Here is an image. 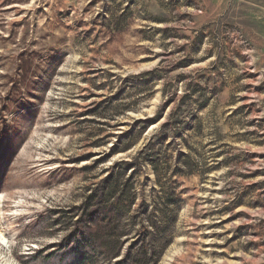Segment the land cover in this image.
<instances>
[{"label":"rangeland","instance_id":"rangeland-1","mask_svg":"<svg viewBox=\"0 0 264 264\" xmlns=\"http://www.w3.org/2000/svg\"><path fill=\"white\" fill-rule=\"evenodd\" d=\"M0 226L11 264H264V0H0Z\"/></svg>","mask_w":264,"mask_h":264},{"label":"trees","instance_id":"trees-1","mask_svg":"<svg viewBox=\"0 0 264 264\" xmlns=\"http://www.w3.org/2000/svg\"><path fill=\"white\" fill-rule=\"evenodd\" d=\"M144 130H146V127H144L141 132H143ZM127 141L131 142L132 140L130 139V140H127ZM127 141L122 146L124 148H122L120 146V148L116 152H119L121 150H126V149L130 148V146H127ZM124 163H125L127 169L134 164V162H132V163L124 162ZM108 176L109 177H108L107 182H106V183H108L107 186H106L108 189H107L106 192H108V194H112V193L115 192L114 188L119 182H117V180H116V178L114 176V173H109ZM97 195H98V192L97 191L96 192L93 191L91 194H89L87 196L86 202L83 204L84 207L87 208V210H89V209H91L93 207V205H94L93 204V200H94V197H96ZM97 212H98V210L94 209L90 213L87 212L88 214H85V217L81 215L79 217V219L77 220V222L75 223L76 229H77L76 233L83 232L85 226L94 224V221L96 219V215L98 214Z\"/></svg>","mask_w":264,"mask_h":264},{"label":"bare ground","instance_id":"bare-ground-1","mask_svg":"<svg viewBox=\"0 0 264 264\" xmlns=\"http://www.w3.org/2000/svg\"><path fill=\"white\" fill-rule=\"evenodd\" d=\"M0 240L2 241V243H7V234L5 233V231L2 230L1 226H0ZM0 264H11L10 261H8L6 258L3 257V254H0Z\"/></svg>","mask_w":264,"mask_h":264}]
</instances>
